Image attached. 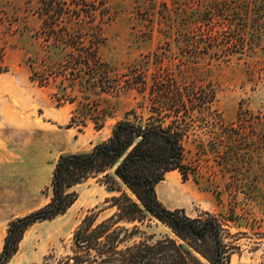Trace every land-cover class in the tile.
Wrapping results in <instances>:
<instances>
[{"label":"rangeland","instance_id":"obj_1","mask_svg":"<svg viewBox=\"0 0 264 264\" xmlns=\"http://www.w3.org/2000/svg\"><path fill=\"white\" fill-rule=\"evenodd\" d=\"M59 1L73 7L77 0ZM102 1L108 13L97 12L94 25L104 38L99 55L114 75L144 65L159 50L164 66L180 81L186 76L216 89L223 130L211 133L196 126L190 131L184 146L193 173L186 181L177 171L168 173L156 187L159 200L191 217L206 211L233 215L228 223L240 248L230 264H264V0ZM40 2L0 0V254L10 223L50 202L59 157L91 152L112 136L118 121L133 119L128 113L142 100L135 90L92 94L91 114H110L97 129L86 117L78 87L64 90L67 84L60 80L43 87L32 81L30 64L45 55L36 37ZM75 21L69 23L76 30ZM201 37L234 43L215 48L222 57H185ZM65 93L75 102L59 101ZM74 114L85 123L70 125ZM76 191L79 198L66 214L28 228L8 264H44L50 256H65L87 216L98 213L103 220L114 213L110 200L119 193L99 179ZM141 228L155 238L172 235L155 218Z\"/></svg>","mask_w":264,"mask_h":264},{"label":"trees","instance_id":"obj_2","mask_svg":"<svg viewBox=\"0 0 264 264\" xmlns=\"http://www.w3.org/2000/svg\"><path fill=\"white\" fill-rule=\"evenodd\" d=\"M72 3L73 7L59 0H41L37 12L41 25L36 37L45 55L40 63L30 64V79L42 87L58 80L60 85L67 84L64 90L78 87L84 94L86 117L97 129L104 127L110 114H91L95 101L92 94L135 90L142 100L128 113L133 119L118 121L112 136L91 152L59 157L50 202L10 223L0 264H8L17 254L29 227L66 214L79 198L76 188L93 179L119 193L110 200L114 213L103 220L98 213L87 216L74 232L71 252L60 258L50 256L44 264H230L240 248L238 236L231 234L228 223L234 221L233 215L226 218L206 211L191 217L184 209L166 207L156 191L170 172H179L184 181L193 173L184 146L193 128L211 133L223 130V119L215 107V87L187 81L184 75L180 81L164 66L165 57L159 50L146 57L144 65L114 75L99 55L104 38L94 25L97 12L108 13L106 7L101 8L105 3ZM73 18L76 30L69 23ZM194 40L193 51L184 55L187 58L202 54L222 57L215 48L233 42L223 38L216 44L211 37ZM53 54L61 59L51 61ZM59 98L70 103L76 100L66 93ZM71 123L85 122L74 114ZM149 218L158 220L172 235H147L141 226Z\"/></svg>","mask_w":264,"mask_h":264}]
</instances>
